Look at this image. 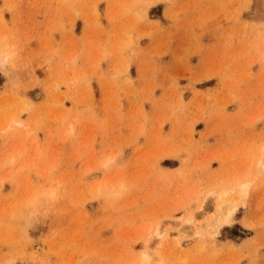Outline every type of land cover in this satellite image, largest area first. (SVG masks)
Here are the masks:
<instances>
[{
  "label": "rangeland",
  "instance_id": "rangeland-1",
  "mask_svg": "<svg viewBox=\"0 0 264 264\" xmlns=\"http://www.w3.org/2000/svg\"><path fill=\"white\" fill-rule=\"evenodd\" d=\"M0 264H264V0H0Z\"/></svg>",
  "mask_w": 264,
  "mask_h": 264
},
{
  "label": "bare ground",
  "instance_id": "bare-ground-1",
  "mask_svg": "<svg viewBox=\"0 0 264 264\" xmlns=\"http://www.w3.org/2000/svg\"><path fill=\"white\" fill-rule=\"evenodd\" d=\"M1 59H2V57H1ZM221 205H222V204H221ZM228 210H229V209H228ZM225 211H226V210H225ZM223 214H224V213H223ZM216 215H217V214H216ZM224 215H225V214H224ZM219 216H220V213H219ZM227 216H228V215H227ZM217 217H218V216H217ZM222 217H223V216H222ZM222 217H221V218H222ZM223 218H224V217H223ZM218 219H219V217L217 218V220H218ZM215 220H216V219H215ZM215 220H214V221H215ZM217 220H216V221H217ZM219 220H220V219H219ZM224 221H225V220H224ZM225 222H226V221H225ZM217 224H218V222H217ZM145 253H146V252H145ZM146 254H148V253H146ZM146 254L142 253V255H143L142 258H143V260H146L147 257H148V256L146 257ZM144 255H145V256H144ZM145 258H146V259H145ZM147 260H148V259H147Z\"/></svg>",
  "mask_w": 264,
  "mask_h": 264
}]
</instances>
